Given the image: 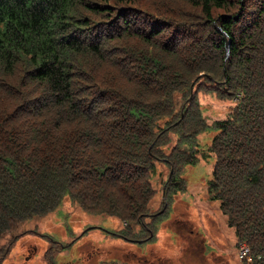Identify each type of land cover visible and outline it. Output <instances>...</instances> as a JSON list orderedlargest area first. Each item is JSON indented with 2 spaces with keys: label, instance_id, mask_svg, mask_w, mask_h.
I'll return each instance as SVG.
<instances>
[{
  "label": "trees",
  "instance_id": "16d2710c",
  "mask_svg": "<svg viewBox=\"0 0 264 264\" xmlns=\"http://www.w3.org/2000/svg\"><path fill=\"white\" fill-rule=\"evenodd\" d=\"M208 91L234 101L225 115L206 117ZM210 154L240 264H264V0H0V264L9 233L66 195L154 240L155 165L169 195Z\"/></svg>",
  "mask_w": 264,
  "mask_h": 264
},
{
  "label": "rangeland",
  "instance_id": "374dc122",
  "mask_svg": "<svg viewBox=\"0 0 264 264\" xmlns=\"http://www.w3.org/2000/svg\"><path fill=\"white\" fill-rule=\"evenodd\" d=\"M199 99L209 120L225 115L234 103L219 100L213 91L200 93ZM213 133L210 127L201 132L198 140L202 147ZM213 162L210 154L184 166L181 176L186 189L165 194L163 199L168 167L156 166L151 178L156 193L150 212L161 209L157 214L161 216L155 221L156 237L152 241H125L117 234L122 227L118 217L85 212L66 195L54 210L27 218L9 233L13 238L14 233L19 236L1 264H46L48 249H52L49 253L55 264H240L234 228L227 225L219 202L209 199L207 180ZM8 239L9 235L3 240ZM53 240L64 247H53Z\"/></svg>",
  "mask_w": 264,
  "mask_h": 264
},
{
  "label": "built area",
  "instance_id": "2783aa9c",
  "mask_svg": "<svg viewBox=\"0 0 264 264\" xmlns=\"http://www.w3.org/2000/svg\"><path fill=\"white\" fill-rule=\"evenodd\" d=\"M247 252H248V248L245 245H242L240 255L243 256L247 254Z\"/></svg>",
  "mask_w": 264,
  "mask_h": 264
}]
</instances>
